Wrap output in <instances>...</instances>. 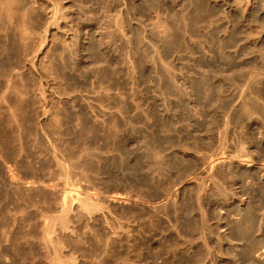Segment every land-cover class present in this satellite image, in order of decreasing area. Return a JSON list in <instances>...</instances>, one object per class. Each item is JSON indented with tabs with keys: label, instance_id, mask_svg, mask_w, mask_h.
<instances>
[{
	"label": "rangeland",
	"instance_id": "1",
	"mask_svg": "<svg viewBox=\"0 0 264 264\" xmlns=\"http://www.w3.org/2000/svg\"><path fill=\"white\" fill-rule=\"evenodd\" d=\"M2 1L0 264H264V0Z\"/></svg>",
	"mask_w": 264,
	"mask_h": 264
},
{
	"label": "bare ground",
	"instance_id": "2",
	"mask_svg": "<svg viewBox=\"0 0 264 264\" xmlns=\"http://www.w3.org/2000/svg\"><path fill=\"white\" fill-rule=\"evenodd\" d=\"M16 1H17V0H16ZM10 2H11V1H10ZM12 2H13V1H12ZM1 4H2V6L0 7V9H2V12H3L4 14L1 12L0 15L2 16V14H3V15L5 16V17H4L5 22H8V23L11 22V23H12V21H14V15H15V14L11 11V10H12V7H11L10 3H9V6H10V7H9L7 4H6V6H5V3L3 4V1H2ZM13 4H14V3H13ZM19 4H20V3H19ZM30 4H31V3H30ZM3 5H4V6H3ZM19 6H20V5H19ZM31 6H32V5H31ZM16 7H17V6H16ZM21 9H22V8H21ZM30 9H31V8H30ZM85 9H86V8H85ZM14 11H17V10H14ZM22 11H23V10H22ZM25 11H26V10H25ZM25 11H24V13H23L24 17L26 16V15H25ZM18 12H19V11H18ZM20 12H21V11H20ZM26 12H28V10H27ZM32 14H33V10H32ZM17 15H18V14H17ZM27 15H28V14H27ZM85 15H86V14H85ZM2 17H3V16H2ZM2 17H1V18H2ZM24 17H22V20H23ZM26 17H27V16H26ZM30 17H31V16H30ZM61 17H62V16H61ZM63 18H64V17H63ZM26 19H27V18H26ZM66 19H67V18H66ZM2 20H3V19H2ZM2 20H1V21H2ZM25 21H26V20H25ZM25 21H24V22H25ZM18 22H19V21H18ZM24 22H22V24H25ZM34 22H35V21H34ZM0 23H1V22H0ZM20 23H21V22H20ZM30 23H31V22H30ZM3 24H4V23H3ZM12 24H13V23H12ZM12 24H11V25H12ZM9 25H10V23H9ZM11 25H10V27H11ZM18 25H19V27H20V24H19V23H18ZM18 25H17V26H18ZM30 26H31V25H30ZM8 27H9V26H8ZM8 27H6V28H8ZM13 27H15V25H14ZM13 27H12V29H13ZM22 27H23L24 29H22L21 32H22V34H23L22 36H24V37H22V36H21V37H22V39H26V38H27V37H26V36H27V32H26V31H27V29H26V28H27V25L25 24V25L22 26ZM25 27H26V28H25ZM20 28H21V27H20ZM20 28H19V30H20ZM28 28H30V27H28ZM31 28H32V27H31ZM31 28H30V29H31ZM2 30H4V29H2ZM9 30H10V29H9ZM19 30H18V31H19ZM28 30H29V29H28ZM10 32H12V31H10ZM19 32H20V31H19ZM21 32H20V34H21ZM29 32H30V31H29ZM1 33H2V32H1ZM12 33H13V32H12ZM31 34H32V33H31ZM67 34H68V33H67ZM15 35H16V34H15ZM5 36H6V35H5ZM5 36H4V37H5ZM29 36H30V35H29ZM25 37H26V38H25ZM31 37H32V36H31ZM31 37H30V38H31ZM0 38H1V37H0ZM17 38H18V37H17ZM28 38H29V37H28ZM30 38H29V39H30ZM33 38H34V37H33ZM5 39H6V38H5ZM31 40H32V38H31ZM22 41H23V40H22ZM27 41H28V40H27ZM26 44H27V42H26ZM29 44H30V43H29ZM29 44H28V45H29ZM32 46H33V45H32ZM27 47H28V46H27ZM25 48H26V47H25ZM32 49H33V48H32ZM35 49H36V48H35ZM12 86H13V85H12ZM3 87H4V86H3ZM6 87H7V86H6ZM8 88H10V87H8ZM11 88H12V87H11ZM15 89H16V88H15ZM5 90H6V89H5ZM13 91H14V89H13ZM13 91H12L11 93H14ZM5 92L8 93L7 91H5ZM9 92H10V90H9ZM15 92L18 93V91H15ZM3 94H4V93H3ZM1 95H2V94H1ZM5 95H7V94H5ZM7 96H8V95H7ZM5 97H6V96H5ZM10 97H11V96H10ZM13 97H14V95H13ZM3 98H4V96H3ZM15 99H16V98H15ZM21 99H22V98H21ZM6 100H7V98H6ZM6 100H5V101H6ZM13 100H14V99H13ZM17 100H18V99H17ZM25 100H27V99H25ZM2 101H3V99H2ZM6 102H7V101H6ZM17 102H18V101H17ZM22 102H24V101H22ZM25 102H26V101H25ZM4 103H5V102H4ZM7 103H8V102H7ZM0 104H1V102H0ZM8 104H9V103H8ZM8 104H7V105H8ZM16 104H17V103H16ZM2 105H3V103H2ZM10 105H11V104H10ZM17 106H18V104H17ZM8 107H9V106H8ZM13 107H14V106H13ZM18 107H19V106H18ZM16 108H17V107H16ZM18 109H19V108H18ZM11 110H12V108H11ZM7 111H8V110H7ZM16 112H17V110H16ZM16 112H15V113H16ZM20 112H21V111H20ZM7 113H8V112H7ZM15 113H12V112H11L12 115H13V114L16 115ZM20 115H21V114H20ZM22 115H23V114H22ZM7 116H8V115H7ZM9 116H10V115H9ZM15 117H16V116H15ZM15 117H14V119H13V117H12V120H15ZM17 118H18V115H17ZM22 118H23V117H22ZM17 120L19 121V119H17ZM25 121H26V120H25ZM25 121H24V122H25ZM13 123H17V122H13ZM20 123H21V122H20ZM28 124H29V123H28ZM17 125H18V123H17ZM17 125H15V126H17ZM18 126H19V125H18ZM10 127H11V126H10ZM20 127H21V125H20ZM11 129H12V128H11ZM17 130L19 131L20 129H17ZM19 132H20V131H19ZM23 132H24V131H23ZM13 135H14V134H13ZM14 136H15V135H14ZM113 137H114V136H113ZM21 138H22V137H21ZM19 139H20V138H19ZM23 141H24V140H23ZM21 143H22V141H21ZM11 146H12V145H11ZM23 152H24V150H23ZM32 152H33V151H32ZM25 153H26V152H25ZM21 155H22V154H21ZM25 155H26V154H25ZM38 156H39V155H38ZM41 157H42V156H41ZM0 164H1V162H0ZM3 166H4V165H3ZM3 166L1 165V167H2V172H1V173L4 172L8 184H10V186L16 184V183H17V180H18V179L16 180V176H15V178H14V176L10 173V170H8V169L5 167L6 165H5L4 167H3ZM46 169H47V168H46ZM25 171H26V170H25ZM27 172H28V171H27ZM35 172H36V171H35ZM1 173H0V174H1ZM13 173H14V172H13ZM37 173H38V172H37ZM15 174H16V173H15ZM240 177H241V176H240ZM241 178H242V177H241ZM237 179H238V178H237ZM6 180H5V181H6ZM239 181H240V180H239ZM18 182H19V181H18ZM27 182H28V181H27ZM29 182H31V181H29ZM4 183H5V182H4ZM41 183H42V182H41ZM46 183H47V182H46ZM50 184H51V183H50ZM50 184H49V185H50ZM28 185H29V184H28ZM41 185H43V183H42ZM46 186H47V185H46ZM15 187H17V186H15ZM11 188H12V187H11ZM41 188L43 189V187H41ZM49 188H50V187H49ZM52 188H53V187H52ZM14 189H15V188H14ZM31 189H32V188H31ZM31 189H30V190H31ZM45 189L47 190L48 187L46 188V187L44 186V190H45ZM50 189H51V188H50ZM14 191H15V190H14ZM47 191H49V190H47ZM59 191H60V189H59ZM32 193H33V192H32ZM54 194H55V193H54ZM59 194H60V192H59ZM26 196H27V195H26ZM68 197H69V196H68ZM21 198H22V197H21ZM21 198H20V199H21ZM64 198H65L64 201H62V202L60 201L61 204H60L59 206H60V208L62 209L61 211L63 212V213H62L63 215H62V218H61V219H62V223H63V226H62V227L65 228V230H66V226H65L66 224H64L63 221L65 220V219H64V218H65V215L68 213V211H69V209H70L71 207L69 206V204H68V202H67V200H66V199H67L66 196H65ZM54 199H56V198H54ZM62 199H63V198H62ZM72 199H73V198H72ZM56 200H57V199H56ZM78 200H80V202H81V206H80V205H78V206H80L81 208L83 207V208H82L83 210L87 209L88 211H90V210L93 209V208H92V209H89L91 205L88 203V200H87V199H84V198L81 199V198H79ZM25 201H26V200H25ZM32 202H33V201H32ZM77 202H78V201H77ZM25 203H26V202H25ZM42 203H43V202H42ZM57 203H59V202H57ZM40 204H41V203H40ZM38 205H39V204H38ZM43 205H44V204H43ZM69 207H70V208H69ZM91 207H93V206H91ZM96 207H97V206H96ZM96 207L94 206V208H96ZM31 209H32V208H31ZM100 209H101V208H100ZM100 209H99V210H100ZM94 211H95V210H94ZM94 211H92V212H94ZM97 211H98V209H97ZM85 212H86V211H85ZM90 212H91V211H90ZM92 212H91V213H92ZM99 212H100V211H99ZM38 214H39V213H38ZM68 214H69V213H68ZM96 214H97V213H96ZM66 216H67V215H66ZM58 219H59V218H58ZM61 219H60L59 221H58V220H57V221L60 222ZM60 223H61V222H60ZM62 223H61L60 225H62ZM65 223H66V221H65ZM62 227H61V228H62ZM63 230H64V229H63ZM42 231H43V230H42ZM69 231H70V230H69ZM241 231H242V230H241ZM42 233H43V232H42ZM73 233H74V232H73ZM43 234L45 235V237L43 238V239H44V241H43L44 244H45V243H48V242H49V244H50V240H51V239H50L49 236H48V228H46V227L44 228V233H43ZM61 234H62V233H61ZM242 235H243V234H242ZM27 239H28V238H27ZM79 240H80V239H79ZM51 241H52V240H51ZM58 241H59V239H58ZM175 244H176V243H175ZM26 245H27V244H26ZM182 247H183V246H182ZM178 249H179V248H178ZM174 250H175V249H174Z\"/></svg>",
	"mask_w": 264,
	"mask_h": 264
}]
</instances>
